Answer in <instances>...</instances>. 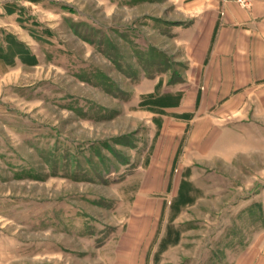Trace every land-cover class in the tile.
I'll return each mask as SVG.
<instances>
[{
  "label": "rangeland",
  "instance_id": "1",
  "mask_svg": "<svg viewBox=\"0 0 264 264\" xmlns=\"http://www.w3.org/2000/svg\"><path fill=\"white\" fill-rule=\"evenodd\" d=\"M190 24L173 0H0V264H234L255 249L264 104L221 122L223 160L183 168L175 196L147 171L163 119L188 118L176 108L200 90Z\"/></svg>",
  "mask_w": 264,
  "mask_h": 264
},
{
  "label": "crops",
  "instance_id": "2",
  "mask_svg": "<svg viewBox=\"0 0 264 264\" xmlns=\"http://www.w3.org/2000/svg\"><path fill=\"white\" fill-rule=\"evenodd\" d=\"M173 3L179 4V10L191 21L182 45L188 62L185 79H198L195 84L201 86L176 108L188 118L163 119L157 137L161 139L156 140L155 147L164 142L167 151L161 161L157 154L147 169L164 181L157 195L172 197L179 192L183 168L213 169L223 160L216 149L227 129L221 122L240 115L250 99L264 104V0H250L248 7L228 0ZM181 140L183 147L179 146ZM179 147L183 153L177 158ZM154 200L144 203V211L153 214L165 209L163 198ZM256 241L255 249L240 255L234 264H264V236Z\"/></svg>",
  "mask_w": 264,
  "mask_h": 264
},
{
  "label": "built area",
  "instance_id": "3",
  "mask_svg": "<svg viewBox=\"0 0 264 264\" xmlns=\"http://www.w3.org/2000/svg\"><path fill=\"white\" fill-rule=\"evenodd\" d=\"M234 3H237L243 7H248L250 5V0H228Z\"/></svg>",
  "mask_w": 264,
  "mask_h": 264
}]
</instances>
